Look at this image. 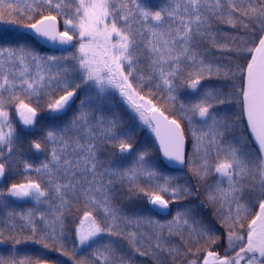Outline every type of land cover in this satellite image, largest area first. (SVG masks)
<instances>
[{"label":"snow or ice","instance_id":"1","mask_svg":"<svg viewBox=\"0 0 264 264\" xmlns=\"http://www.w3.org/2000/svg\"><path fill=\"white\" fill-rule=\"evenodd\" d=\"M0 264H264V0H0Z\"/></svg>","mask_w":264,"mask_h":264}]
</instances>
